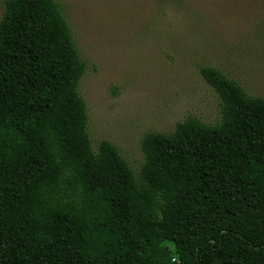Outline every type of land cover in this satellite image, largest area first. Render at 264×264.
<instances>
[{"label": "trees", "instance_id": "trees-1", "mask_svg": "<svg viewBox=\"0 0 264 264\" xmlns=\"http://www.w3.org/2000/svg\"><path fill=\"white\" fill-rule=\"evenodd\" d=\"M86 65L57 0L0 20V264H264V98L215 67L221 119L95 151Z\"/></svg>", "mask_w": 264, "mask_h": 264}, {"label": "rangeland", "instance_id": "rangeland-1", "mask_svg": "<svg viewBox=\"0 0 264 264\" xmlns=\"http://www.w3.org/2000/svg\"><path fill=\"white\" fill-rule=\"evenodd\" d=\"M57 2L86 65L79 92L92 147L110 141L137 174L146 134L172 132L188 117L220 121L203 67L264 98V0Z\"/></svg>", "mask_w": 264, "mask_h": 264}]
</instances>
